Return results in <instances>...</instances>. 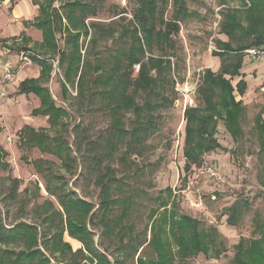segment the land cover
Masks as SVG:
<instances>
[{
	"label": "rangeland",
	"instance_id": "rangeland-1",
	"mask_svg": "<svg viewBox=\"0 0 264 264\" xmlns=\"http://www.w3.org/2000/svg\"><path fill=\"white\" fill-rule=\"evenodd\" d=\"M17 1L26 13H17L18 19L23 20L30 38L28 43L18 41L19 46L25 44L32 52L44 56L45 51L38 43L39 31L30 25L38 13V6H32L29 0H5L0 3V10L7 17L11 16ZM67 1L70 0H55V8L59 9ZM79 1L91 5L95 12L85 19L88 34H82L79 39L81 53L83 56L90 54L94 62L97 59L102 64L107 60L113 62L112 55L124 46L126 40L119 37L122 25L132 19L138 0ZM185 5L193 13L178 21L179 30L172 35V46H167L165 52V58L171 63L170 72L158 88L160 95L164 94L168 100L156 96L154 102L159 104L158 107L148 110L144 105L145 94L138 91L135 101L142 110L140 114L132 109L123 111V127L129 134L121 141L113 137L114 144H108L109 133L113 130L112 106L99 94V87L87 86L82 94L78 93L75 78L73 84L66 83V94L62 93L63 66L58 65V61L56 71L52 70L49 81L44 84L56 105L67 110V115L57 125L50 126L45 116L31 114L39 102L36 95L18 91V84L25 75L19 73L15 84L0 90V146L6 152L0 159V220L4 224L26 221L36 223L44 232L42 218L47 213L45 211L52 210L45 200L59 208L56 198L45 190V183H48L57 192H73L93 204L95 215L87 226L93 230L97 248L105 251L113 264H137L138 256L153 258L154 252L147 242L153 219L164 212L160 207L162 200L168 201L166 213L175 211L178 215L197 218L200 227L207 231L216 228L225 244L219 257L199 253L180 258L175 254L174 264H229L240 238L259 236L254 233V219L257 215L259 219L264 218V153L259 151L255 116L264 106V55H252L245 50L243 57L240 72L247 86L243 94L234 93L244 106L241 137L234 140L226 131L223 120L218 118L215 136L224 150L204 153L201 165H192L189 171H185L182 153L184 109L198 103L196 86L203 70H218L219 59L212 50L214 38L226 39L219 32L221 10L225 7L244 8V0H185ZM173 9V0H168L163 6L164 20L174 17ZM93 23L109 27L113 35L96 34L98 29ZM16 28L23 32L19 23ZM95 34L97 41L91 44L89 39ZM57 38L59 47H66L64 37L58 34ZM12 44L18 47L15 42ZM152 53L160 55L162 52L154 45ZM27 69L26 75L31 77L40 67L33 63ZM239 78L234 77L232 83ZM25 124L36 129L45 127L52 138L62 141L68 151H64L68 154L65 161L62 163L55 155L37 147H21L20 130ZM145 126L149 128L147 131ZM131 131L135 132L134 136ZM36 161L43 169L42 174L35 170ZM107 168L115 178L111 194L118 201L105 216L98 208L101 191L96 179ZM125 201L131 203L127 214L123 215ZM43 203L46 209L41 207ZM233 203L239 207L240 214L235 225H230L227 217ZM152 208L157 209V214L150 218ZM50 235L48 233L47 237ZM171 243L172 250H176ZM58 260L54 257L51 263ZM81 264L91 263L82 261Z\"/></svg>",
	"mask_w": 264,
	"mask_h": 264
},
{
	"label": "trees",
	"instance_id": "trees-1",
	"mask_svg": "<svg viewBox=\"0 0 264 264\" xmlns=\"http://www.w3.org/2000/svg\"><path fill=\"white\" fill-rule=\"evenodd\" d=\"M246 1L248 4L244 0V8L225 7L221 10L219 32L225 35L226 39L214 38L212 50V54L219 59L218 70H203L196 86L198 103L184 109L182 153L185 158V171H189L192 165H201L204 153L215 149L224 150L215 136L218 118L223 120L226 131L234 140H238L242 135L240 122L244 106L241 100L236 99L234 93L236 91L243 94L247 86L240 72L245 50L264 46V0ZM31 2L39 6V14L32 25L42 32V47L50 56L57 55L58 65L63 66L62 93L67 92L66 83L73 84L77 78L78 93L82 94L87 86L94 85L99 87V94L106 97L107 103L112 106L110 112L113 130L109 133L111 139L108 144H114L113 137L121 141L129 134L123 127L122 113L132 109L140 114L142 109L135 101L138 91L145 94L144 105L148 110L158 107L159 104L154 102L156 96L164 101L168 100L164 94L160 95L158 88L165 75L170 72L171 63L165 58V52L167 46H172V35L179 30L178 21L193 13L188 11L185 0H173L174 17L169 20L163 18V6L168 0H138L132 19L121 28L119 37L126 38L125 44L112 55L114 61L107 60L106 64H102L100 59L94 62L90 54L83 56L81 53L79 39L82 34H88L85 19L89 14L95 13L91 5L79 0H70L62 3L57 9L55 0ZM92 25L98 29L96 34L100 32L113 35V30L109 27L98 26L96 23ZM58 34L64 37L66 47H59ZM96 34L89 39L91 44L96 43ZM154 45L161 50L160 55L152 53ZM34 60L40 63L41 77L47 80L51 65L46 60ZM135 65H138L136 72ZM234 77H240L235 84L232 83ZM18 91L32 93L39 98L40 103L32 109L31 114L45 116L50 126L57 125L60 119L67 115V110L56 105L48 87L42 86L39 79L29 78L20 82ZM263 113L264 106L255 116V130L259 151L262 153ZM145 127L147 131L149 128ZM135 130H138V127ZM20 135V146L23 148L37 147L42 152L55 155L62 163L66 159L65 155H68L64 154L65 150L68 152L67 147L57 138H52L45 127L36 129L25 124L20 130ZM131 135L134 136L135 132ZM1 154L6 152H3L0 146V159ZM35 170L43 173L37 161ZM114 180L110 168L100 173L96 179L101 191L98 208L105 216L118 201V198H113L111 194V184ZM45 190L56 198L61 209L55 208L50 200H45L52 210L45 211L47 213L42 218L44 232L39 230L36 223L17 221L7 225L0 220V264H52L51 259L54 257L65 264H81L82 261L91 264H113L106 252L97 248L92 237L93 230L87 226L95 215L92 211L93 204L73 192H57L48 183H45ZM130 203L125 201L123 215L127 214ZM167 205V200L160 202L164 212L153 219L154 223L152 222L150 227L151 235L147 244L154 252L153 258L138 256L137 264H174L175 254L180 258L199 253L208 257L220 256L225 244L216 228L211 227L207 231L200 227L197 218L187 214L178 215L175 211L166 213ZM41 207L46 209L44 203ZM229 209L231 213L227 217V223L235 225L240 214L239 207L233 203ZM156 212L157 209L152 208L149 217L152 218ZM48 233H51L49 237ZM254 233L259 236L239 239L229 264H264V218L259 219L258 215L254 219ZM64 234L80 241L82 248L73 250L69 242L65 241ZM42 237L43 240H40ZM171 242L176 246L175 252Z\"/></svg>",
	"mask_w": 264,
	"mask_h": 264
},
{
	"label": "crops",
	"instance_id": "crops-1",
	"mask_svg": "<svg viewBox=\"0 0 264 264\" xmlns=\"http://www.w3.org/2000/svg\"><path fill=\"white\" fill-rule=\"evenodd\" d=\"M39 1H43V0H39ZM2 2H5V0L0 1L1 4H2ZM29 2L32 4V6H38V4H33L31 2V0H29ZM21 12L26 15L24 10L20 7L19 1H17L15 3V7L13 8V14L9 17H7L4 14V12H1V10H0V40L2 41V44H0V53H3L4 55L8 56L9 58H11L13 60V63L15 65V69L17 71L15 79L9 85L15 84L19 79V76H20L19 73H21V75L23 74L25 76L22 77L20 82H22L26 79H29V78H35V79H39V83L42 86H45L44 84H46L51 77L52 70H53V72L56 71L57 59H55L56 56L55 57L50 56L48 52H45L44 56L36 54V53L32 52L31 50H29V48L25 44H23L22 46H19L21 43H19L18 41L23 40L25 43H28L30 41L27 30H26V28L23 27V25H24L23 20H19L18 19L19 16H17V13H21ZM38 14H39V6H38V13L35 14V17L33 18V20L31 21V24H30L33 28H36L34 25H32V23L34 22V19L38 16ZM16 23H19L23 32H21V30L19 32L16 30L17 29ZM36 30L39 31L38 32L39 33V37H38L39 42L38 43H39L40 47H42V32L38 28H36ZM19 33L21 34V36H19ZM13 42H15V44H17V46H18L17 48H16V46L15 47L13 46V44H12ZM42 49L45 51V49L43 47H42ZM21 53H24L26 55V57H27L26 60H22L20 58ZM34 58L39 59V60H46V62L51 65V71L49 73V77L47 80H45V79H43V77H41V68L42 67H41L39 62L34 60ZM33 63L37 64L40 67V69L37 72V74H34V76H31V77H28L26 75V70H28L27 68L30 67V65H32ZM18 86H19V84H18ZM46 87H48V86H46ZM30 94H32V93H30ZM36 100L40 103L39 98L38 99L36 98ZM64 236H65L64 239L69 242V244L72 246L73 249H77V248L81 247L80 241L76 240L75 238L70 237L67 234H64ZM55 264H65V263L61 262V261H56Z\"/></svg>",
	"mask_w": 264,
	"mask_h": 264
},
{
	"label": "built area",
	"instance_id": "built-area-1",
	"mask_svg": "<svg viewBox=\"0 0 264 264\" xmlns=\"http://www.w3.org/2000/svg\"><path fill=\"white\" fill-rule=\"evenodd\" d=\"M248 53L256 56L264 55V48L261 47H250L246 50ZM22 60H26L27 57L24 53L20 54ZM138 70V66H134V71ZM16 69L13 60L8 56L0 53V89L4 90L16 76Z\"/></svg>",
	"mask_w": 264,
	"mask_h": 264
}]
</instances>
